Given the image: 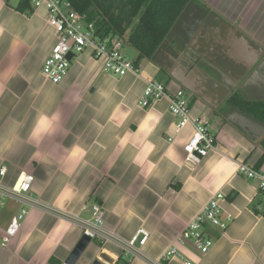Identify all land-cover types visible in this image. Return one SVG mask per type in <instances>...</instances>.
Here are the masks:
<instances>
[{"label": "crops", "instance_id": "crops-1", "mask_svg": "<svg viewBox=\"0 0 264 264\" xmlns=\"http://www.w3.org/2000/svg\"><path fill=\"white\" fill-rule=\"evenodd\" d=\"M18 4L0 0L3 182L12 186L31 174L32 198L55 215L32 209L11 243L0 246V264H70L83 236L68 217L88 219L94 205L120 240L146 230L141 253L157 259L218 193L222 219L231 217L226 228H205L207 254L189 243L180 254L192 264H264V200L257 182L237 172L238 163L264 172V126L226 105L236 93L264 101V63L256 67L264 61V0H192L151 60L134 63V53L138 76L109 75L84 51L57 85L41 74L56 42L46 11L20 12ZM146 81L192 93L189 115L206 121L216 146L197 165L184 162L191 125L178 130L165 99L140 106ZM17 209L0 206V242ZM91 242L73 264L102 255L112 264L120 255L124 264H144L113 245L85 256Z\"/></svg>", "mask_w": 264, "mask_h": 264}, {"label": "built area", "instance_id": "built-area-1", "mask_svg": "<svg viewBox=\"0 0 264 264\" xmlns=\"http://www.w3.org/2000/svg\"><path fill=\"white\" fill-rule=\"evenodd\" d=\"M30 6L32 10L45 9L46 23L52 28L56 37V42L41 68V74L47 82L54 85L59 84L66 77L71 60L84 51H89L93 58L100 60L104 71L109 75L123 77L132 74L138 76L139 72L134 63L128 60L123 52L125 41L121 38H99L93 24L84 22L68 1L30 0ZM68 54H71V60L67 59ZM191 97V94L182 88L169 93L163 84L157 81H146L140 106L146 108L157 100L165 99L169 113L176 119V128L180 130L188 124L191 125L192 135L183 148L184 162L189 166H195L209 151L215 150L216 146L215 138L209 132L206 121L203 118L190 117L189 99ZM6 172V166L0 163V206L6 202H13L18 209L4 231L0 242L1 247H7L17 236L23 220L32 209L42 208L47 213L55 215L51 209L44 208L32 198L31 187L34 178L31 174L21 173L17 182L9 186L3 182ZM237 172L245 178L257 182L258 194L264 200V172L254 170L243 163L237 164ZM222 200V194L213 195L194 219L181 231L177 241L157 259L148 258L141 253L140 248L146 243L149 236L146 230L140 228L130 240H120L104 227L102 210L97 205L90 208V218L88 219H80L75 216H69L68 219L70 223L80 229L83 237L97 242L101 247L113 245L121 251L123 256L138 258L144 264H169L173 258L179 259L182 264H192L180 254L179 246L182 247L185 243H189L198 254L208 253L212 247V241L206 235L205 228L211 226L224 230L227 222L231 219L229 215L222 219L223 210L220 206Z\"/></svg>", "mask_w": 264, "mask_h": 264}, {"label": "trees", "instance_id": "trees-1", "mask_svg": "<svg viewBox=\"0 0 264 264\" xmlns=\"http://www.w3.org/2000/svg\"><path fill=\"white\" fill-rule=\"evenodd\" d=\"M99 38L123 39L140 59L151 60L180 15L192 0H66ZM30 9V0H20L17 10ZM233 108L264 126V101H248L238 93L226 101ZM259 145L264 153V136ZM118 257L115 264L119 263Z\"/></svg>", "mask_w": 264, "mask_h": 264}, {"label": "water", "instance_id": "water-1", "mask_svg": "<svg viewBox=\"0 0 264 264\" xmlns=\"http://www.w3.org/2000/svg\"><path fill=\"white\" fill-rule=\"evenodd\" d=\"M182 14L180 15V17L176 21L175 25L177 24V22L181 18ZM67 59L68 60H71L72 59L71 54H68ZM263 63H264V61L258 62V64H256V67L257 68H260V64H263ZM240 117H243L244 118V116L242 114H240ZM252 123H254V122L252 121ZM247 127H249V126L247 125ZM240 128L242 129L241 126H240ZM89 242H90V240L88 238L82 237L81 240L79 241V243L74 248V250L71 253V255L69 256L67 262L70 263V264H73L80 257V255L83 253V251L85 250V248L87 247V245L89 244ZM100 260L101 261L103 260V263L100 262ZM106 260H107L106 256L105 255H102V257L99 258V260L93 261L92 264H108V262Z\"/></svg>", "mask_w": 264, "mask_h": 264}, {"label": "rangeland", "instance_id": "rangeland-1", "mask_svg": "<svg viewBox=\"0 0 264 264\" xmlns=\"http://www.w3.org/2000/svg\"><path fill=\"white\" fill-rule=\"evenodd\" d=\"M123 52L126 54V57L128 60H132L134 59V50H132L128 45L125 44V47L123 49ZM74 61V60H73ZM97 247H99V244L95 241L91 242V244L89 245V247L87 248L86 252H85V256L90 255L92 252L95 253L97 251ZM124 258H122V260H120L119 264H124ZM94 261V260H93ZM108 262V260H106ZM100 262L103 263V260ZM108 264H112V262H108Z\"/></svg>", "mask_w": 264, "mask_h": 264}, {"label": "flooded vegetation", "instance_id": "flooded-vegetation-1", "mask_svg": "<svg viewBox=\"0 0 264 264\" xmlns=\"http://www.w3.org/2000/svg\"><path fill=\"white\" fill-rule=\"evenodd\" d=\"M244 94V93H243ZM244 95H246V94H244Z\"/></svg>", "mask_w": 264, "mask_h": 264}]
</instances>
